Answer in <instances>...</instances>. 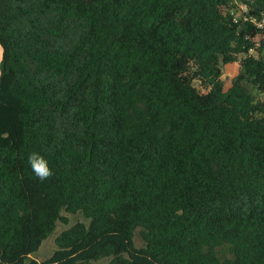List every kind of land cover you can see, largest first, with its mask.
Returning a JSON list of instances; mask_svg holds the SVG:
<instances>
[{
  "label": "trees",
  "instance_id": "obj_1",
  "mask_svg": "<svg viewBox=\"0 0 264 264\" xmlns=\"http://www.w3.org/2000/svg\"><path fill=\"white\" fill-rule=\"evenodd\" d=\"M234 6L0 0V264H264V34Z\"/></svg>",
  "mask_w": 264,
  "mask_h": 264
},
{
  "label": "rangeland",
  "instance_id": "obj_2",
  "mask_svg": "<svg viewBox=\"0 0 264 264\" xmlns=\"http://www.w3.org/2000/svg\"><path fill=\"white\" fill-rule=\"evenodd\" d=\"M238 2H240L241 0H236ZM1 53H2V48L0 46V57H1ZM237 73V68L235 67H225L223 70V76L222 78L224 79L225 82H230V80L234 77V75ZM196 85L198 86V83H196ZM200 87V86H198ZM257 98L261 99L264 101V93L263 94H259L256 93L255 94ZM68 217V223H63V222H58L57 226H56V230L47 238L42 242V245L40 246V248L38 249V251L34 252L31 257H33L34 259H36L39 262L44 261L45 259H47L48 257L51 256L53 250L55 249V242H54V238L55 236L63 229L68 228L70 225H72L73 223H75L76 221H82L85 218H83V216H81L80 214H65ZM135 243L137 246H141L142 245V240L141 237L139 235V231L136 232L135 234ZM228 250L227 247H223L221 248V256L222 257H226L228 256ZM108 259L109 258H101L95 261H92L91 264H107L108 263Z\"/></svg>",
  "mask_w": 264,
  "mask_h": 264
},
{
  "label": "built area",
  "instance_id": "obj_3",
  "mask_svg": "<svg viewBox=\"0 0 264 264\" xmlns=\"http://www.w3.org/2000/svg\"><path fill=\"white\" fill-rule=\"evenodd\" d=\"M233 2L235 4L233 10L231 11L233 20L235 22L241 21L251 23L254 28L262 31V34H264V11L260 12L258 15H254L250 13L248 5L243 1L238 2L236 0H233ZM261 45L262 42L256 39L254 42V46L250 48V53H255L257 49L261 47Z\"/></svg>",
  "mask_w": 264,
  "mask_h": 264
},
{
  "label": "clouds",
  "instance_id": "obj_4",
  "mask_svg": "<svg viewBox=\"0 0 264 264\" xmlns=\"http://www.w3.org/2000/svg\"><path fill=\"white\" fill-rule=\"evenodd\" d=\"M28 163L32 172L40 181H44L52 175L48 161L40 153H30Z\"/></svg>",
  "mask_w": 264,
  "mask_h": 264
},
{
  "label": "crops",
  "instance_id": "obj_5",
  "mask_svg": "<svg viewBox=\"0 0 264 264\" xmlns=\"http://www.w3.org/2000/svg\"><path fill=\"white\" fill-rule=\"evenodd\" d=\"M0 59H1V57H0Z\"/></svg>",
  "mask_w": 264,
  "mask_h": 264
}]
</instances>
